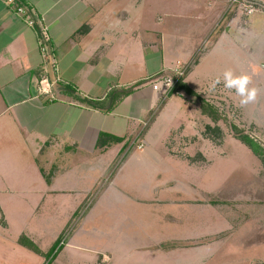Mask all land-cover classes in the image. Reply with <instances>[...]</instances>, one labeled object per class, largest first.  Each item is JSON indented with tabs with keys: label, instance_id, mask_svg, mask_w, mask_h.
I'll use <instances>...</instances> for the list:
<instances>
[{
	"label": "crops",
	"instance_id": "0c3cea01",
	"mask_svg": "<svg viewBox=\"0 0 264 264\" xmlns=\"http://www.w3.org/2000/svg\"><path fill=\"white\" fill-rule=\"evenodd\" d=\"M26 1L49 23L60 80L57 98L38 94L44 69L54 76L38 33L0 0V264H44L90 195L49 264H178L181 251L180 264H202L210 239L231 222L225 188L239 191V202L261 203L254 184L262 159L242 140L226 155L218 144L210 156L214 119L193 103L196 95H165L145 79L187 62L184 81L199 93L226 69L246 72L260 89L250 108L264 130V9L243 23L230 22L228 0ZM127 89L110 110L75 96L108 107L112 91ZM224 93L240 99L217 85V97ZM200 117L207 138L202 132V143L186 145L179 136L194 133ZM101 131L123 139L100 147ZM244 162L250 173L235 178L229 167Z\"/></svg>",
	"mask_w": 264,
	"mask_h": 264
},
{
	"label": "rangeland",
	"instance_id": "374dc122",
	"mask_svg": "<svg viewBox=\"0 0 264 264\" xmlns=\"http://www.w3.org/2000/svg\"><path fill=\"white\" fill-rule=\"evenodd\" d=\"M261 6L264 7V3L261 2ZM233 7H235V5ZM51 71L52 73H54L53 70ZM53 75H54L53 77L56 76L55 73ZM149 79L150 78L145 79V81ZM58 83L56 85V88L58 86ZM203 90L199 91V95L205 98L206 100L210 101L211 103H213L218 108V111L220 113V118L218 120L212 121L213 123L211 124V126L214 129L211 128L209 130H206V132L209 131L208 133L211 136L210 138L207 139V141L212 142L214 144L213 146L211 144L209 145L208 153L210 156L216 153L218 144L222 147L224 146L223 148H219V150L220 149L224 151L226 150L225 151V155H226V153L228 154V152H230L236 140L241 141V139L235 134V130L233 128L234 125L243 128L247 133L255 137L264 147L263 125H259L255 122L258 121L259 123L262 121H259L257 116L252 115L251 110L253 108H250V105L244 108L237 107L239 100L237 101L233 100L231 97L227 96V93H224L225 98H220V97L218 98L217 88L215 89V91H212L210 89H205L204 91ZM202 93L207 96H202L203 95ZM187 100L191 101L193 100V98L188 97ZM194 101L195 102L193 103H197L198 106L201 104L200 97L198 95L194 97ZM202 119L204 118L201 117L199 118V121L197 123V130H195L194 133L192 134L189 133V135L183 134L179 136L180 139L181 137L185 138L181 140L186 142V145L197 142H199V144L202 143L201 136L204 135V132L202 131L203 132L202 135L201 130L202 127L203 129H205V121ZM218 122L220 123V125L218 124ZM146 127L147 124L144 127V129ZM241 142L243 143V141ZM198 147L197 149L195 148L194 151L195 150L197 151L199 149ZM257 157L262 159V165L257 163L256 166L258 168L257 172L260 175L254 186L257 185L256 186L257 195H255L258 200L257 202H261V203L248 204L244 202H239L237 200L238 199L237 194L239 191L238 192L235 191L236 193L233 196L231 191L229 190V187L225 188L222 206L224 207L225 210V216L231 222L224 223V229L221 230L216 237L214 238L212 237L210 239L211 246L208 250L209 255H207L208 258L205 259L202 262V264H264V156L262 157L257 156ZM240 166L241 165L234 164L231 167H229L230 169L231 168L233 169L231 170L232 172H234L233 174L235 178H238V175L242 177L243 173L246 174L250 173L248 169V162H244L241 168H239ZM225 168L227 169V164ZM227 172L229 171L227 170L226 173ZM239 183H240L239 181H236L234 184L239 185ZM250 186L251 185L249 184V181L244 179L243 181H241L239 188L241 189V192H245L246 195L248 196L250 194L248 192L251 189ZM242 194L244 193H241V195ZM222 195L219 197L222 198ZM93 199L94 196L91 195L86 196L85 200L80 205V209H78L73 214V217L70 219L69 222L70 225L68 226L67 230L61 237H59L61 238V241L59 243V245H61V248L63 247L64 242H66L67 240L69 230L73 226L72 223L75 224L78 220L81 219L82 215H84L90 202ZM246 222H251V223H246ZM184 245L195 246V244L192 245L190 243H180L178 244L177 247L180 246L184 247ZM61 248L59 250H63V248L62 249ZM48 251L49 249L47 250V252ZM184 252L185 251L176 252L175 257L177 258L178 264H180L181 259L182 261H184L183 258ZM61 254L62 253H60V258H59L60 261L64 259L63 254L62 255ZM99 261L102 264L104 262L101 260ZM44 264H47V259Z\"/></svg>",
	"mask_w": 264,
	"mask_h": 264
},
{
	"label": "built area",
	"instance_id": "2783aa9c",
	"mask_svg": "<svg viewBox=\"0 0 264 264\" xmlns=\"http://www.w3.org/2000/svg\"><path fill=\"white\" fill-rule=\"evenodd\" d=\"M6 5L13 10L29 25L33 26L39 38L40 50L45 64L50 65L55 77L48 75L49 69L45 68V73L41 76L37 84L39 95H46L49 99H55L58 96L56 85L60 80L58 57L52 45V36L49 23L45 15L39 12L34 5L26 0H3ZM235 5V7H233ZM264 9L260 0H228L226 12H230V22L241 17L243 23L248 22L252 14L258 10ZM190 68V63L179 62L172 70L159 71L149 78L151 86L167 95L184 80Z\"/></svg>",
	"mask_w": 264,
	"mask_h": 264
},
{
	"label": "trees",
	"instance_id": "16d2710c",
	"mask_svg": "<svg viewBox=\"0 0 264 264\" xmlns=\"http://www.w3.org/2000/svg\"><path fill=\"white\" fill-rule=\"evenodd\" d=\"M66 90L69 92H75V88L71 85V84H67L65 85ZM184 89L186 90L188 93L193 94V95H198L200 97V101H201V108L204 112L208 113L214 120H218V118H220V113L218 111V108L211 103L210 101L206 100L205 98L201 97L199 95V93L193 89L192 87H190L184 80H181L178 85L176 87H174V90H178V89ZM130 91V89L124 90V91H117L114 90L110 93L109 96H111L110 100V104L108 105V107H105V103L104 101H101L100 99H89V98H85L82 96H79L78 94H76V97H79L80 99L89 102L93 105L102 107V108H106L108 110L114 108V106L116 105L117 101L119 99H121L126 93H128ZM213 128L211 125H208L207 129H211ZM218 128V127H217ZM234 130H235V134L245 143H247L252 149L253 151L258 154L259 156H264V147L263 145L252 135H250L249 133H247L243 128H241L240 126L234 125L233 126ZM214 129V128H213ZM123 139V137L112 134L110 132L107 131H101L99 138H98V142L97 145L102 147L105 146L106 144H109L112 141H121ZM20 241L28 246H30L31 248H33L34 250L38 251V252H42V250L40 249V247L33 241L31 240L28 236L26 235H22L20 237ZM61 241V238H59L54 245L49 249V251L46 254L47 256V264H49L56 256L58 250L61 248V245H59Z\"/></svg>",
	"mask_w": 264,
	"mask_h": 264
},
{
	"label": "clouds",
	"instance_id": "9594fccd",
	"mask_svg": "<svg viewBox=\"0 0 264 264\" xmlns=\"http://www.w3.org/2000/svg\"><path fill=\"white\" fill-rule=\"evenodd\" d=\"M223 83L225 89L234 91L238 96L237 107L244 108L257 103L260 97V89L253 84V77L246 73H236L233 69H226L222 76H217L209 85V89L215 91L217 85Z\"/></svg>",
	"mask_w": 264,
	"mask_h": 264
}]
</instances>
